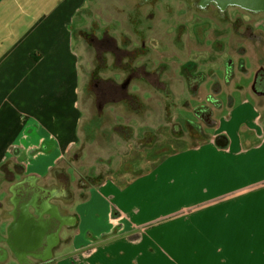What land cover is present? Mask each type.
<instances>
[{"label":"crops","instance_id":"1","mask_svg":"<svg viewBox=\"0 0 264 264\" xmlns=\"http://www.w3.org/2000/svg\"><path fill=\"white\" fill-rule=\"evenodd\" d=\"M89 3L0 0V264H180L177 258L183 264H264V219L220 239L217 223L210 226L201 213L226 210L197 209L199 199L177 194L176 181L167 178L184 162L171 157L154 171L152 163L139 178L100 183L80 172L90 150L80 135L82 72L74 22ZM261 44L262 51L258 42L251 44L250 73L264 64V36ZM233 83L232 95H238L230 99L229 118L194 146L205 174L228 183L254 172L237 176V165L224 153L236 154L239 167L264 166V96L250 83ZM232 119L240 125L235 132L227 126ZM222 134L228 148L215 144ZM157 181L167 189L151 192ZM253 195L244 210L257 206L264 218V194ZM182 202L194 205L190 217L197 232L189 218L181 226L154 227V218L174 216ZM227 244L231 252L238 247L230 261L215 251Z\"/></svg>","mask_w":264,"mask_h":264},{"label":"rangeland","instance_id":"2","mask_svg":"<svg viewBox=\"0 0 264 264\" xmlns=\"http://www.w3.org/2000/svg\"><path fill=\"white\" fill-rule=\"evenodd\" d=\"M221 1L222 4L228 2V0ZM122 5L119 0H90L88 8L81 11L74 22L75 48L79 53L82 72L80 106L84 117L80 135L88 148L87 151L90 150V153L85 154L87 159L84 161L85 166L80 172L83 173V176H93L98 183L105 179L114 180L121 177H124L125 180H131L137 176L139 178L142 176L141 174L149 171L152 163L153 166L155 165L154 171L168 158L173 157L179 162H184L182 168L173 170L167 176V178L176 181L173 186L174 191L177 194L185 193L198 198L199 202L196 205L200 206L197 209L226 210L222 213L212 211L201 213L203 219L210 221V226L217 223L220 239L230 240L238 229L257 226L264 219L262 214L257 211L260 209L257 206L250 210L244 209L251 203L252 196L254 198L253 194L259 192L264 194V189L261 187L264 178L259 174L261 171L264 173V166L261 164L260 167L255 165L247 167L243 164L239 167L237 163L239 157L234 153L227 152L223 156L229 163L237 165V176L252 172L254 174L249 179L237 177L229 183L221 182L220 175H209V170L208 174H205L203 162L199 158L200 153L194 150V146L204 143L219 129L204 126V132L200 133L198 129L196 130L192 125H189V122L198 118V109L201 105L208 104L212 106V110H215L214 103L218 100L223 101V108L215 110L214 119L221 122L224 118H229L230 99L234 98L235 100L236 95H238H232L233 82L235 81L236 85H241L237 81L238 78H243L244 74L236 69V79L225 82L226 62L231 59L237 63L241 56L246 62L247 69L250 68V56H247L246 53L241 55L240 51L247 50L249 52L252 43L243 36L237 40L232 38L230 29L221 31L212 20L199 16L188 23L190 32L186 28L183 32L179 33L173 30L171 33L167 29L168 21L164 19L168 16V12L165 11L162 14L164 18L161 24L154 31L148 29L150 38L148 44L153 45L158 53L154 65H164L162 79L169 81L172 78V80L178 81L175 84L171 83L169 89L150 87L138 89V95L144 101L146 110L136 114L128 113L123 107H120L118 109L119 116L116 115L114 118L115 124L121 127L115 134L110 127L105 126L107 125L105 124L106 119L98 114L95 104L93 106L94 100L91 99L92 97L90 98L88 89L90 72L95 65L102 66L105 61L102 57L101 60H98L89 43V38L93 32L101 37L111 28L110 33L112 35L120 37L122 33L125 34L128 40H132L130 43H134L132 45L134 47L136 39L134 22L136 21L129 10L120 14ZM234 13L243 14L241 10ZM244 17L246 16L244 15ZM254 27H258L257 24H254ZM186 33L184 40L176 36ZM217 42H221V44H217ZM259 48L262 51V44ZM188 59L199 64L198 71L200 73L206 76L215 73L218 79L223 82L219 86L221 88L213 87L215 79H208L198 90L183 87L178 65ZM259 59L264 60L263 56H259ZM251 61L255 62V59L251 57ZM171 62L177 64L175 66L177 69L173 67ZM172 70H174V75L170 77L169 73L171 75ZM105 76H110V74L101 75V77ZM120 77L117 76L116 79L120 80ZM130 88L134 90L138 87L132 85ZM164 90L170 94H167V91L165 93ZM217 90H223V92L219 95ZM111 123H113V119ZM227 124L232 132L237 131L240 126L237 127L235 119L230 120ZM95 125H99V132L94 131ZM94 140L95 142H92ZM246 187H251V190L240 191ZM166 189L167 186L157 181L155 189L151 192H161ZM193 206L191 203L182 202L174 216L154 218V227L181 226L189 218L190 226L194 232H197L199 230L197 221L190 217ZM237 211H244V214L238 215ZM194 232L191 235L195 234ZM237 248L235 247L231 252L229 244L226 246L215 245V251L220 255V258L228 261L234 257ZM176 261L183 264L179 258Z\"/></svg>","mask_w":264,"mask_h":264},{"label":"flooded vegetation","instance_id":"3","mask_svg":"<svg viewBox=\"0 0 264 264\" xmlns=\"http://www.w3.org/2000/svg\"><path fill=\"white\" fill-rule=\"evenodd\" d=\"M119 2L123 4L120 8V14L129 10L136 21L134 22L135 46L132 47L134 43L131 44L132 40H128L123 33L120 37L112 35L110 33L111 28L101 37L93 32L89 38V43L98 60H101L102 57L105 61L102 66L95 65L90 72L88 84L90 98L92 97L91 99L94 100L93 106L95 104L98 114L106 119L105 124L107 125L105 126L110 127L115 134L121 127L115 124L114 118L116 115L119 116L118 109L120 107H123L128 113L136 114L146 110L144 101L138 95V89L145 87L169 89L171 83L175 84L178 81L172 80V78L169 81L162 79L164 65H162L163 67L154 65L158 53L153 45L148 44L150 40L148 29L154 31L161 24L164 18L162 14L165 11L168 12V16L164 19L168 21L167 29L171 33L173 30L180 33L186 28L190 32L188 23L199 16L212 20L221 31L230 29L231 37L236 38V40L243 36L250 43L258 42L261 44L263 41L264 11L243 9V7H264V0H228L226 4H222L221 0H119ZM237 10H241L243 14L234 13ZM254 24H261L262 28L255 29ZM186 35L187 33L176 36L184 40ZM218 43L221 44V42ZM240 52L241 55L246 53L249 56L247 50ZM184 61L178 65L183 87L198 90L208 79H215L213 87L221 88L219 86L223 82L218 79L215 73L206 76L198 71V63H193L190 59ZM171 64L173 67L177 65L175 62H171ZM175 69L177 68L175 67ZM236 69L244 74V79L238 78V84L250 83L252 87L264 91V64L262 62L259 63L256 71L249 73L243 57L240 56L237 63L231 59L228 60L226 62L225 82L236 79ZM173 71L171 75L169 73L170 77L174 75ZM102 74H110V76L101 77ZM116 75L121 76V79L117 80ZM132 85L138 88L131 90L130 86ZM217 93L222 92L217 90ZM167 94L170 93L167 91ZM222 107V101L218 100L214 103L215 110ZM215 110H212V106L208 104L201 105L198 109V118L189 122V125H192L196 130L198 129L200 133L204 132V126L218 127L219 122L214 119ZM112 119L113 123H111ZM98 127L99 125H95L94 131Z\"/></svg>","mask_w":264,"mask_h":264},{"label":"water","instance_id":"4","mask_svg":"<svg viewBox=\"0 0 264 264\" xmlns=\"http://www.w3.org/2000/svg\"><path fill=\"white\" fill-rule=\"evenodd\" d=\"M244 8L245 9H252V10H255V11H264V7H260V6H255V7H245L244 6L243 9ZM263 86H264V84H263ZM251 89L253 90V92L256 95H258V96H264V91H260V90H258L256 88L252 87V86H251ZM215 144L217 146L219 145L222 148H228L229 147V144H230V140H229V138L226 135L222 134V135L216 137Z\"/></svg>","mask_w":264,"mask_h":264},{"label":"trees","instance_id":"5","mask_svg":"<svg viewBox=\"0 0 264 264\" xmlns=\"http://www.w3.org/2000/svg\"><path fill=\"white\" fill-rule=\"evenodd\" d=\"M240 132H241V133H245V132H247V126H246L245 124L241 125V127H240Z\"/></svg>","mask_w":264,"mask_h":264}]
</instances>
